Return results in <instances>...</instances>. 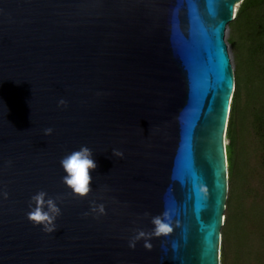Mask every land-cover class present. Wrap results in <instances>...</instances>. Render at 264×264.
<instances>
[{
	"label": "water",
	"instance_id": "95a60500",
	"mask_svg": "<svg viewBox=\"0 0 264 264\" xmlns=\"http://www.w3.org/2000/svg\"><path fill=\"white\" fill-rule=\"evenodd\" d=\"M242 1L0 0V264H220ZM81 146L83 198L60 163Z\"/></svg>",
	"mask_w": 264,
	"mask_h": 264
},
{
	"label": "trees",
	"instance_id": "16d2710c",
	"mask_svg": "<svg viewBox=\"0 0 264 264\" xmlns=\"http://www.w3.org/2000/svg\"><path fill=\"white\" fill-rule=\"evenodd\" d=\"M228 27L235 87L220 264H264V0H243Z\"/></svg>",
	"mask_w": 264,
	"mask_h": 264
},
{
	"label": "clouds",
	"instance_id": "9594fccd",
	"mask_svg": "<svg viewBox=\"0 0 264 264\" xmlns=\"http://www.w3.org/2000/svg\"><path fill=\"white\" fill-rule=\"evenodd\" d=\"M60 103L65 102L61 101ZM52 131L51 128H48L45 133L51 134ZM114 154L122 156V153L118 151H115ZM60 163L66 173L62 178L63 183L77 196L86 197L92 190L93 176L91 173L97 168L92 151L87 146H81L79 150H74L64 156ZM32 200L35 206L31 207L28 212V219L37 225L43 224L46 230L51 231L52 228L49 226L54 227V221L61 214V209L57 206L56 201L48 197L44 191L38 192L32 197ZM153 224L157 235L172 231L170 225L159 217L153 220Z\"/></svg>",
	"mask_w": 264,
	"mask_h": 264
},
{
	"label": "rangeland",
	"instance_id": "374dc122",
	"mask_svg": "<svg viewBox=\"0 0 264 264\" xmlns=\"http://www.w3.org/2000/svg\"><path fill=\"white\" fill-rule=\"evenodd\" d=\"M238 7H237V9H238ZM229 33H230V30H229V27H227L226 34H225V41H226V43L228 45V51H229V55H230V58H231L232 65H233V69L235 70V57H234V51H233V49L231 47V44H230V41H229ZM226 143H227V140H226ZM225 215H226V211L224 212V216Z\"/></svg>",
	"mask_w": 264,
	"mask_h": 264
},
{
	"label": "bare ground",
	"instance_id": "6f19581e",
	"mask_svg": "<svg viewBox=\"0 0 264 264\" xmlns=\"http://www.w3.org/2000/svg\"><path fill=\"white\" fill-rule=\"evenodd\" d=\"M235 9H236V7H235ZM234 13H235V11H234Z\"/></svg>",
	"mask_w": 264,
	"mask_h": 264
}]
</instances>
